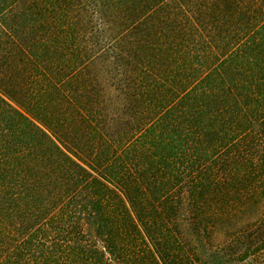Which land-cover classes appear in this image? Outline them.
<instances>
[{
  "label": "trees",
  "instance_id": "trees-1",
  "mask_svg": "<svg viewBox=\"0 0 264 264\" xmlns=\"http://www.w3.org/2000/svg\"><path fill=\"white\" fill-rule=\"evenodd\" d=\"M0 264H264V0H0Z\"/></svg>",
  "mask_w": 264,
  "mask_h": 264
}]
</instances>
